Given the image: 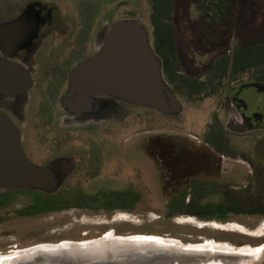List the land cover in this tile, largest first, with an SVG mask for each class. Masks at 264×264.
<instances>
[{"label": "rangeland", "instance_id": "obj_1", "mask_svg": "<svg viewBox=\"0 0 264 264\" xmlns=\"http://www.w3.org/2000/svg\"><path fill=\"white\" fill-rule=\"evenodd\" d=\"M71 1L100 7L99 18L109 29L120 19L142 18L151 37L149 0ZM175 5L174 25L186 75L204 78L216 60L231 55L233 45L236 50L238 45L264 42V0H238L230 18L212 31H204L198 23L196 0H175ZM257 74L264 76V69L242 75L238 81L247 82ZM179 99L184 110L178 116L149 111L143 119L139 117L137 134L128 142L121 168H116L119 157L107 145L104 167L97 177L81 175L67 182L58 195L68 200V208L43 211L44 195L10 193L8 208L0 211L5 216L0 225V253L44 243L91 240L108 232L159 235L185 244L212 240L236 247H264V237L232 231L237 224L258 230L264 216H197L201 209L221 204L224 192H241L250 185L264 204V129L238 132L220 95L201 101ZM148 113L152 114L149 126L144 122ZM148 142L153 159L144 151ZM26 152L39 164L29 144ZM222 152L226 157L220 166ZM190 175L196 177L185 183ZM172 182L177 184L173 189L178 182L185 184L174 191L167 187ZM27 208L32 209L25 216ZM250 264H264V251L259 262Z\"/></svg>", "mask_w": 264, "mask_h": 264}, {"label": "flooded vegetation", "instance_id": "obj_2", "mask_svg": "<svg viewBox=\"0 0 264 264\" xmlns=\"http://www.w3.org/2000/svg\"><path fill=\"white\" fill-rule=\"evenodd\" d=\"M94 6L89 1L74 5L71 0H0V57L22 66L32 80L18 94L0 92V111L19 129L29 160L36 164L26 144L38 158V166L54 171L59 183L56 193L75 176L97 177L107 145L119 157L116 168H121L128 142L137 134L139 117L154 111L114 97L97 98L100 107L87 113H70L62 105L72 72L97 53L109 30L99 18L100 7ZM221 96V105L238 132L264 129L263 75L247 82L231 76ZM149 115L142 120L147 126L152 121ZM150 144L144 151L152 158ZM219 155L221 166L226 154ZM176 185L172 182L169 187L176 190ZM10 193L56 194L0 189V211L8 208ZM4 221L0 215V225Z\"/></svg>", "mask_w": 264, "mask_h": 264}, {"label": "water", "instance_id": "obj_3", "mask_svg": "<svg viewBox=\"0 0 264 264\" xmlns=\"http://www.w3.org/2000/svg\"><path fill=\"white\" fill-rule=\"evenodd\" d=\"M230 56L228 83L234 45ZM31 83L28 71L0 57L1 93L18 94ZM101 97L118 98L167 116L183 112L181 100L163 78L162 62L153 50L142 18L120 19L112 25L97 53L72 72L62 105L70 113H87L100 107L96 99ZM58 188L54 171L29 160L19 129L0 111V189L54 194ZM94 248L46 253L20 264H187L193 256L158 243H119L112 248L117 252L105 250L106 253L95 252Z\"/></svg>", "mask_w": 264, "mask_h": 264}, {"label": "trees", "instance_id": "obj_4", "mask_svg": "<svg viewBox=\"0 0 264 264\" xmlns=\"http://www.w3.org/2000/svg\"><path fill=\"white\" fill-rule=\"evenodd\" d=\"M149 1L151 5L149 16L152 29L151 42L154 52L162 62L163 78L166 83L178 97H185L189 100L201 101L214 96H221L227 82L231 56L226 54L216 60L204 78L186 75L180 60V49L174 25L175 0ZM237 2L238 0H196L198 23L204 31L217 30L230 18ZM260 69H264V42L245 46L238 45L235 50L232 80ZM177 152L180 153V150L177 149ZM184 153L187 154L186 151ZM172 154L175 158V154ZM184 166L186 165L184 164ZM203 176L207 177L208 175L201 177ZM192 177L196 176L190 175L185 178V183ZM185 183L180 182L179 185L182 186ZM167 187L169 186L167 185ZM253 190L254 187L250 185L241 192L226 191L223 194L224 200L221 204L203 208L197 216L203 218H226L232 215L264 216V204L259 203V199L256 197L257 191ZM58 193L54 195L42 194L46 197L42 203L43 211L62 210L70 206L68 200L60 198ZM31 209L27 208L24 215H30Z\"/></svg>", "mask_w": 264, "mask_h": 264}, {"label": "bare ground", "instance_id": "obj_5", "mask_svg": "<svg viewBox=\"0 0 264 264\" xmlns=\"http://www.w3.org/2000/svg\"><path fill=\"white\" fill-rule=\"evenodd\" d=\"M208 226V225H206ZM216 228L222 229V227L216 226ZM233 232H240L243 235L250 237H264V223L260 229L250 231L240 225L233 226ZM263 230V231H262ZM79 243V244H78ZM119 243H158L164 247L187 251L190 253V262L187 264H250L251 262H259L263 255L264 247L260 246H240L236 247L228 242H216L212 240H206L201 243H188L185 244L182 241L174 238H167L159 235H117L112 232H108L103 236L85 240V241H62L56 244L44 243L31 246L25 249H17L9 254L0 253V264H20L23 261L31 262L37 256H43L46 253H57L66 251L68 249H77L82 247L88 249L89 247H96L95 252L106 253L105 250L117 252L115 245ZM198 258V260H197Z\"/></svg>", "mask_w": 264, "mask_h": 264}]
</instances>
